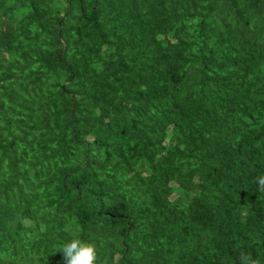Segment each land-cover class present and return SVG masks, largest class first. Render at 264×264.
I'll list each match as a JSON object with an SVG mask.
<instances>
[{
  "label": "trees",
  "instance_id": "obj_1",
  "mask_svg": "<svg viewBox=\"0 0 264 264\" xmlns=\"http://www.w3.org/2000/svg\"><path fill=\"white\" fill-rule=\"evenodd\" d=\"M264 0H0V264H264Z\"/></svg>",
  "mask_w": 264,
  "mask_h": 264
},
{
  "label": "clouds",
  "instance_id": "obj_2",
  "mask_svg": "<svg viewBox=\"0 0 264 264\" xmlns=\"http://www.w3.org/2000/svg\"><path fill=\"white\" fill-rule=\"evenodd\" d=\"M257 190L264 192V175L256 178ZM59 252L62 253L61 259L63 264H97V249L92 243L83 242L78 238H73L64 243ZM240 264H258L251 259L246 253L239 256Z\"/></svg>",
  "mask_w": 264,
  "mask_h": 264
}]
</instances>
